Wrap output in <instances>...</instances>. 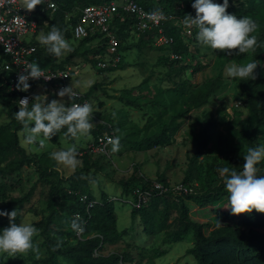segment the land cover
Returning <instances> with one entry per match:
<instances>
[{
    "label": "rangeland",
    "instance_id": "obj_1",
    "mask_svg": "<svg viewBox=\"0 0 264 264\" xmlns=\"http://www.w3.org/2000/svg\"><path fill=\"white\" fill-rule=\"evenodd\" d=\"M241 2L243 0H229V6H240ZM256 16L260 22L252 33L255 36L259 35L264 21V9H259ZM38 33L46 34L47 30L41 28ZM196 33L197 30L188 35L182 30L178 34V43L173 46L144 42L133 47L140 41L135 37L130 43L131 48L123 52V65L116 70L105 71L95 65L96 42L84 43L75 37L67 39L73 50L56 57L53 66L71 68L72 74L66 80L57 79L58 85L73 84L74 88L89 95L93 109L92 128L96 129L100 122L111 123L119 137V147L113 151L112 145L110 156L93 155L91 161L87 160V167L79 151L95 139L92 131L72 137L64 135L65 127L57 133L56 139L47 140L44 147L27 143L23 131H19L21 145L43 168L53 169L52 178L57 182L76 171H85L97 200L102 199L103 193L109 197L120 196L123 193L122 181L136 173L147 179L164 176L170 184L189 182L194 187L191 195L201 194L210 185L220 183L223 179L218 168L227 166L235 169V152L244 153L248 148L236 131L252 125L255 120L238 78L228 77L225 67L248 63L251 50L241 55L235 52L227 54L201 44ZM176 46L185 50L183 60L176 61L171 57ZM41 47L48 53L45 47ZM215 77L222 80L221 87L206 103L199 105L209 82ZM50 86L51 83L39 81L34 87L35 96H40L41 101L47 97L49 102L63 99L68 103L67 96L61 98L48 92ZM91 86L94 89L90 90ZM35 102L34 98L28 107ZM9 106L6 100L0 99V125L10 119ZM166 127L169 138L161 141L160 145L136 144ZM261 144H264V133L258 141V145ZM72 146L77 148L76 167L58 165L51 159V152ZM199 147L201 152L197 154ZM13 157L16 158L15 155ZM32 188L35 192L30 202L23 207L15 206L11 211H17V223L24 221L36 227L33 247L25 253H16L14 257L0 255V264H45L38 260L50 255L49 238L60 237L56 232L47 235L44 231L49 213V184L42 178L38 165L26 163L12 174H0V205L27 194ZM114 202L121 236L113 243H105L100 250L102 254L126 253L128 258L124 264H196L195 257L187 251L193 244V235L174 236L178 228L179 206L169 202L167 216L164 214L165 204H161L156 213L155 228L158 230L162 225L163 228L151 235L145 232L140 215L132 217L129 204L120 200ZM184 202L191 214L205 218L194 200L187 196ZM8 226L9 218L2 216L0 230ZM54 227L56 230L70 229L66 219L57 220ZM58 261L59 264H74L62 257H58Z\"/></svg>",
    "mask_w": 264,
    "mask_h": 264
},
{
    "label": "trees",
    "instance_id": "obj_2",
    "mask_svg": "<svg viewBox=\"0 0 264 264\" xmlns=\"http://www.w3.org/2000/svg\"><path fill=\"white\" fill-rule=\"evenodd\" d=\"M112 1L114 0H56L58 3L56 11H42V7L45 5L44 0H42V4L37 5L34 9L32 17L38 20L39 30L43 28L44 31L47 30L48 32L53 25H56L63 30L65 38L70 39L73 38L70 26L78 19V8L88 4H101ZM136 1L147 9H163L167 12L178 14L183 18L188 14L193 17L196 14L191 4H187L185 7H176L179 2L191 3L192 0ZM217 2L220 3L223 0H217ZM75 6H77V9L74 8ZM259 9H264V0H243L240 6H229L227 11L238 17L251 14V18L259 23L260 20L256 16ZM68 14H71L70 19L67 17ZM133 23L134 19L130 14H125L123 17L122 14H117L113 21L115 31L121 40L120 48L123 52L131 48L130 43L135 40V37L140 41L137 44H133V47L140 46L144 42H155L156 30L137 34L131 28ZM165 29L168 35L174 37V42L166 46H173L178 43V34L182 32L181 25L172 21L166 25ZM256 37L257 46L251 50V58L249 60V62L255 60L258 63V67L255 70L256 78L243 81L238 79L242 94L255 117L252 125L236 131L247 147L258 146V141L264 133V21L261 23L259 35ZM79 40L84 43L96 42L95 55L99 52H104L106 49L97 37L90 36ZM34 43L38 47L37 54L44 63L53 64L56 61L55 56L43 51L37 39L34 40ZM184 51L181 47L176 46L175 52L184 55ZM94 59L96 60V58ZM123 63L124 61L116 68L100 70H116ZM9 81V73L0 71V99L6 100L10 104L8 108V117L10 119L5 124L0 125V174H12L14 171L23 168L26 163L38 165L42 178L49 184V213L45 220L44 231L47 235L51 232H56L60 236L57 237L55 235V237L49 238L50 255L46 258H40L38 262L59 264L58 257H62L72 261L74 264H124L128 258L126 253L107 255L100 252L105 243H113L121 236V230L117 224L115 202L103 193L102 199L88 211L86 204L80 200L79 193H88L90 199L96 198L91 190V181L86 176L85 171H76L71 176L62 178L57 182L52 178L53 169L51 167L48 168L49 170L43 168L34 157L30 156L26 148L20 143L19 131H23V128L21 123L15 119V112L20 107L18 99L21 92L10 90ZM221 85L222 80L220 78L211 79L199 105L206 103ZM92 89H94V86H91L90 90ZM85 95L89 97L87 93ZM111 129L116 132L114 126L106 121L100 122L97 124L96 129L92 128L90 131L94 132L96 137ZM168 133V128L166 127L162 131L153 133L150 137L136 142V144L141 146L160 145L161 141L169 138ZM52 138L56 139L57 134ZM200 152L201 147L197 149L196 153L199 154ZM235 153L236 156L233 158L236 163L235 170L239 172L243 168L246 152ZM82 157L86 160L87 167H89L88 161H91L90 158L92 156L85 154ZM256 167L258 168L257 175H264V160H261ZM159 180L169 183L164 176L159 177ZM147 182L145 178L137 173L133 174L127 181H122L124 195H131L136 186L147 184ZM34 192L35 188H32L23 196L9 199L0 205V209L9 212L15 206L23 207L30 202ZM187 196L194 200L196 205L202 209L205 218L201 219L190 213L188 206L184 202ZM187 196L180 197L178 200L168 196H154L148 205L141 209H133L132 217L135 218L140 215L144 222L145 232L152 235L163 228V225L158 230L155 228L156 213L161 204H165L164 214L168 216L169 202H172L179 206L178 228L174 231V236L179 238L187 234L193 235V244L188 247L187 251L195 257L196 264H264V213L253 210L251 213L231 214L230 209L227 208L229 206V193L226 191L223 181L210 185L208 190L201 194H189ZM61 197L62 199L65 198V200H62ZM76 211H80L83 215V219L80 220L81 225L84 226L81 238L77 236L76 231L70 226L71 221L75 218L74 213ZM65 219L70 229L60 228L56 230L54 227L56 221ZM98 248L99 253L95 254V250Z\"/></svg>",
    "mask_w": 264,
    "mask_h": 264
},
{
    "label": "clouds",
    "instance_id": "obj_3",
    "mask_svg": "<svg viewBox=\"0 0 264 264\" xmlns=\"http://www.w3.org/2000/svg\"><path fill=\"white\" fill-rule=\"evenodd\" d=\"M42 0H23V8L34 10ZM229 0L223 3L217 0H192V8L195 16L185 15L183 24L197 29L196 39L201 44L215 50H223L227 54L235 52L237 55L248 53L257 46V37L252 35L257 30V22L250 16L237 17L227 11ZM41 46L47 52L57 58L65 52H71L72 46L65 38L61 28L53 25L46 34L37 37ZM258 63L253 60L246 64H231L225 67V74L230 78H238L240 81L256 78ZM20 74L16 87L21 91H27L31 85L29 80L51 79L46 76L37 63H30ZM57 95L61 98L68 97L70 101L79 93L74 90V85L63 87ZM36 96L37 102L28 107L27 97L20 100L19 110L15 112V119L23 128L25 140L29 144L45 146V142L66 127L64 135H86L93 127V109L90 104L70 103L63 99H53L50 102L47 97L41 101ZM113 151L119 147V137L111 141ZM51 159L58 165L76 167L78 164L77 148L69 147L60 151L50 153ZM264 160V144L256 147H248L244 155L243 168L239 172L229 167L218 168L223 179L226 191L229 193L228 202L231 214L251 213L253 210L264 213V175H257L256 165ZM0 216H7L10 226L0 230V255L7 254L14 257L16 253H25L33 247V238L37 229L32 223L16 222L17 211L0 209ZM81 218L77 215L71 221V228L81 232L83 228Z\"/></svg>",
    "mask_w": 264,
    "mask_h": 264
},
{
    "label": "built area",
    "instance_id": "obj_4",
    "mask_svg": "<svg viewBox=\"0 0 264 264\" xmlns=\"http://www.w3.org/2000/svg\"><path fill=\"white\" fill-rule=\"evenodd\" d=\"M42 11L58 9L56 0H44ZM192 2H179L176 7H185ZM78 19L70 26L73 37L76 39H84L90 36L97 37L101 44L105 46L104 52L95 55L97 60L96 66L99 69L116 68L124 61V54L120 48L121 40L115 31L113 21L117 14H130L134 23L131 28L137 34L147 31L156 30L155 43L158 45H170L174 42V37L166 32V25L170 22L180 24L182 30L192 35L196 30L195 27L188 28L183 24V17L173 12H167L163 9H147L136 0H114L112 2L101 4H88L78 8ZM34 10L23 8V0H0V71H6L10 75L9 89L20 91V100L27 97L28 105L34 100V87L39 81L51 83L48 92L58 93L59 90L67 85H58L57 79L66 80L72 74L71 68H61L53 66V64H45L38 56V47L34 43L36 35L39 32L38 20L32 17ZM68 19L71 14L67 15ZM32 35L31 38H27ZM171 57L175 60H183L184 55L173 52ZM30 63H37L46 76L51 79H31L29 83L31 87L27 91H21L16 87L18 77L25 72V67ZM79 95L70 103H88L92 107V101L85 93L74 88ZM93 116V114H92ZM116 132L111 129L99 134L86 147L79 151L81 156L88 154L90 156H110L111 141L116 138ZM147 184H140L133 189L131 195H120L109 197L110 200H120L127 203L133 209H141L148 205L154 196H168L173 199H180L189 194L194 193L193 184L189 182H180L170 184L157 179L145 178ZM79 198L86 204L89 211L99 200L90 199L88 193H79ZM79 215L83 219L80 211L74 213V217ZM82 226V225H81ZM84 231V226H82ZM83 231L77 232L78 237H82ZM102 245V244H101ZM99 253V248L95 250V254Z\"/></svg>",
    "mask_w": 264,
    "mask_h": 264
},
{
    "label": "crops",
    "instance_id": "obj_5",
    "mask_svg": "<svg viewBox=\"0 0 264 264\" xmlns=\"http://www.w3.org/2000/svg\"><path fill=\"white\" fill-rule=\"evenodd\" d=\"M39 34H40V33H38L37 35L39 36ZM35 38H36V37H35ZM36 39H37V38H36ZM121 193H122V192H121ZM123 194H124V193H122V194H119V195H123ZM108 197H109V196H108Z\"/></svg>",
    "mask_w": 264,
    "mask_h": 264
}]
</instances>
